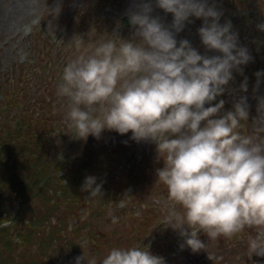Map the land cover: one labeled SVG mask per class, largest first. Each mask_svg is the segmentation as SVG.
I'll use <instances>...</instances> for the list:
<instances>
[{"label": "rangeland", "instance_id": "obj_1", "mask_svg": "<svg viewBox=\"0 0 264 264\" xmlns=\"http://www.w3.org/2000/svg\"><path fill=\"white\" fill-rule=\"evenodd\" d=\"M206 2L218 12L216 22L227 27V35L233 32L236 49H245L249 60L232 69V79L224 86L223 95L205 107L215 106L223 100L224 108L219 113L223 115L233 111V106L243 101L248 110V120L242 122L245 125L243 131L251 132L258 119L264 118V68L257 64L260 60L264 62V58H254L257 52L264 50L252 48L253 43L264 40V0ZM145 3L153 5V16H158L166 26H172L173 15L156 8L155 0H0V12L4 11L0 14V110L4 105L14 104L15 100H10L11 97H17V101L26 99L25 107H28L36 97L40 99L45 94V109L57 122L54 127L57 144L53 146L45 143L47 149L31 145L28 155L38 156L40 153L51 156L50 165H53L57 161L53 158L55 154L64 152L70 146L68 151L73 154L78 152L74 159L78 169L75 174L81 175L79 180L94 176L97 183L103 182V195L86 200L88 194L81 191L82 185L77 187L78 179L66 198L59 190L50 197H44L38 188L40 186L36 184L29 187V190L25 186L27 192L18 195L12 188L20 181L24 182V173L18 174V181L12 185L8 184L6 177L0 185L3 193L0 194V205H6L8 215L0 218V262L75 264V258L84 253L86 258L94 257L97 264H100L112 248L135 246L147 247L152 255L162 257L165 264H264V257H250L247 253L250 239L264 238V233L258 230L245 229L231 241L224 238L210 241L205 234L198 233L205 244L204 249L193 252L184 246L185 237L178 230L164 224L168 212L161 202L167 197V189L156 183L155 170L162 167L163 163L157 160L154 144L137 143L131 139V132L120 135L115 131H105L106 137L99 139L93 136L86 140L72 137L73 132L67 126L71 102L57 94L64 67L94 47L98 41L132 40L133 29L131 25L129 28L124 27L122 18L129 17L130 13ZM12 6L21 9L17 13H10L8 10ZM29 10V13H25ZM207 23L213 21L209 19ZM203 26V18L189 17L182 31L175 34L178 46L179 41L188 40L191 47L202 56H222L202 44L199 29ZM236 29H239V33ZM81 39L83 43L78 49L77 42ZM52 102L54 106L49 105ZM35 105L38 108L40 102L37 101ZM16 111L12 110L10 114L6 111L5 115L7 118L8 115L15 116ZM98 114L92 113L94 116ZM26 116L22 114V119ZM0 119H3L1 112ZM49 145L53 148H49ZM151 148L154 153H151ZM146 151L150 155L139 162ZM80 152L86 154L82 161H79L83 158ZM132 152L134 154L131 157ZM44 155L38 159L39 163L33 164L35 167H46ZM129 157L133 160L128 161L131 159ZM62 159L60 163L64 162ZM86 161H91V165L99 168L98 174L95 169L84 164ZM58 180L54 179L51 186H56ZM61 181L63 184L68 182L66 178ZM57 186L61 188V185ZM82 199L83 203L77 205ZM23 200H26V214L13 217L19 209L23 213ZM80 205L83 216L77 217L79 208L76 206ZM148 205L151 209L146 208ZM43 213L51 215L53 222L61 219L57 248L53 249L50 240L45 242L48 234L45 233L46 221L41 218ZM82 217H91L87 219L91 223V234L85 228L78 230L83 223L78 219ZM14 218L17 224L9 229ZM70 238L80 245L78 253L76 245H67ZM20 239L26 242L23 247L17 244Z\"/></svg>", "mask_w": 264, "mask_h": 264}, {"label": "clouds", "instance_id": "obj_2", "mask_svg": "<svg viewBox=\"0 0 264 264\" xmlns=\"http://www.w3.org/2000/svg\"><path fill=\"white\" fill-rule=\"evenodd\" d=\"M155 7L173 15L171 27L153 16L151 3L142 4L128 17L132 40L98 41L64 67L57 94L71 102L72 137L131 132L137 143L154 144L163 163L155 170L156 183L167 189L164 224L178 230L193 252L205 248L198 233L210 241H231L245 229L264 233V118L245 132L243 101L223 115V100L205 107L223 95L232 69L248 62L247 51L236 49L206 0H155ZM189 17L205 20L201 42L222 56H202L188 40L178 46L175 34ZM102 187L87 176L81 191L91 200L103 195ZM247 253L264 257V238L250 239ZM85 261L97 264L84 253L75 258V264ZM100 264L165 262L147 247L133 246L112 248Z\"/></svg>", "mask_w": 264, "mask_h": 264}, {"label": "trees", "instance_id": "obj_3", "mask_svg": "<svg viewBox=\"0 0 264 264\" xmlns=\"http://www.w3.org/2000/svg\"><path fill=\"white\" fill-rule=\"evenodd\" d=\"M241 18V17H240ZM241 21L242 18H241ZM248 23V21H245ZM220 26L224 27V24L219 22ZM230 26V23H229ZM236 32L239 33V29H236ZM262 43H258L255 48H263L264 50V40H262ZM264 52L259 51L256 54L258 57H260ZM260 65L264 68V63L262 61H259ZM256 73V72H255ZM264 73V69H263ZM257 74V73H256ZM22 92V91H21ZM15 100L14 104L10 106H6L8 108V112L10 114V111L17 109V115L10 116L8 115V118L6 119H0V185L5 182L6 177L7 182L9 185H12L13 183L18 181V178L20 173H24L25 179L24 182L20 181L16 186L12 188L13 192L17 193L18 195L20 193H23L24 191L27 192V188L29 190V187L34 186L33 184H36L40 189V192L42 196L44 197H50L58 190L62 191V194L65 195L67 198V194L69 191H72V188L75 186L77 179L79 180L80 176H77L75 174V170H78L76 168V160L74 159V155L77 156L78 152L76 154H73L74 152L68 151L70 146L67 150L63 152L62 157L64 158V162L57 164L50 165L49 162V156L44 154H38V156L35 154L33 156L28 155V150L31 148V145H37L42 146L47 149L46 144L55 145L57 142L55 141L56 135L54 134V127L56 126L57 122L49 116V112L45 109V99L46 96L43 94V96L39 99L36 97L35 101L32 103L31 106H26V99H20L17 101V97H11L10 100ZM39 101L40 105L38 108H35V103ZM50 106H54L53 102L49 104ZM1 110L0 112H2ZM22 114L27 115L24 119H22ZM106 133L101 135L100 138H105ZM97 139V138H96ZM46 143V144H45ZM51 145H49V148H53ZM63 147V146H61ZM105 152V151H104ZM103 152V153H104ZM147 152V151H146ZM143 153L142 159L139 162H142V160L146 159L150 153ZM99 153V154H103ZM151 153H154L151 148ZM83 154V158L79 159V161H82L86 154L79 153V155ZM156 154V153H155ZM41 155H44V162L46 164V167L43 168H37L33 164L39 163V158ZM105 156V155H103ZM27 157V160L25 159ZM132 159V158H131ZM131 159H128L130 161ZM75 160V161H74ZM127 162V161H126ZM32 163V164H31ZM82 164V163H81ZM84 164L86 166H90L92 170L95 169V171L98 174L99 168L96 169V166L94 167L91 161H86ZM60 172H63V176L60 177ZM68 180L67 184H63L61 180ZM54 179H59L56 182V186H51V182L54 181ZM84 182V178L82 177L79 180V183L77 185L81 186ZM57 185H61V188H59ZM27 186V188L25 187ZM68 189V190H67ZM0 194L1 189H0ZM83 203V199L78 203L77 205ZM105 204V203H104ZM22 211L19 209L15 212V215L13 217L17 218L19 216H22L26 214V200H23L21 202ZM79 208V212H77L78 216H83V213L80 212V206H76ZM0 208H2V211L0 212V218L8 217L6 215V205L2 203L0 205ZM149 209H151V206H149ZM51 215H48L47 213H43L41 215V218L46 221V229L45 233L48 234V237L45 238V242L50 240L52 243V247L57 248V242H58V236L61 232V226L62 222L60 220L52 221L53 217L51 218ZM12 219L13 223L11 225V228H14L15 224H17V219ZM87 219L90 218H79L78 220L83 221L82 225L80 226V229L85 228L86 231L91 234V223L87 221ZM6 220V219H1ZM19 221V220H18ZM10 229V228H9ZM67 245H76V252L78 253V250H81L80 245L78 242H76L73 238H70L67 242ZM18 246L23 247L26 242L24 239H20L17 243ZM9 246H11L9 244ZM1 264H6V261H1ZM53 262H49L47 264H52ZM64 263V262H63Z\"/></svg>", "mask_w": 264, "mask_h": 264}, {"label": "bare ground", "instance_id": "obj_4", "mask_svg": "<svg viewBox=\"0 0 264 264\" xmlns=\"http://www.w3.org/2000/svg\"><path fill=\"white\" fill-rule=\"evenodd\" d=\"M20 9H21V8H20L19 6H18V7L12 6V7L9 8L8 11H9L10 13H17V11H19ZM8 11H5V13L9 14ZM29 12H30V10L27 11V12H25V13H29ZM1 13H4V11H1L0 14H1Z\"/></svg>", "mask_w": 264, "mask_h": 264}, {"label": "water", "instance_id": "obj_5", "mask_svg": "<svg viewBox=\"0 0 264 264\" xmlns=\"http://www.w3.org/2000/svg\"><path fill=\"white\" fill-rule=\"evenodd\" d=\"M123 25L124 26H129L128 18L123 19Z\"/></svg>", "mask_w": 264, "mask_h": 264}]
</instances>
